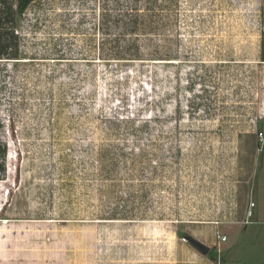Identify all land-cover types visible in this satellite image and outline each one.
Segmentation results:
<instances>
[{
    "label": "rangeland",
    "instance_id": "rangeland-1",
    "mask_svg": "<svg viewBox=\"0 0 264 264\" xmlns=\"http://www.w3.org/2000/svg\"><path fill=\"white\" fill-rule=\"evenodd\" d=\"M0 1V264L124 255L248 177L222 261L264 264L262 0Z\"/></svg>",
    "mask_w": 264,
    "mask_h": 264
},
{
    "label": "crops",
    "instance_id": "crops-1",
    "mask_svg": "<svg viewBox=\"0 0 264 264\" xmlns=\"http://www.w3.org/2000/svg\"><path fill=\"white\" fill-rule=\"evenodd\" d=\"M246 179L245 182L244 179L230 182L229 185L232 188L230 187L231 190L227 192L224 201L220 204L214 202L213 205L208 207L209 209L204 208L202 219L187 222L177 219L170 220L171 228L166 225L165 230L158 231L156 229L152 233H149L148 229L143 227L140 229L141 236L139 240L136 237H133L134 239L131 237L132 239L125 241L126 245L129 246H126L124 255L113 253L99 259V256L95 253L91 255L80 253L76 255V264H223V261H218L219 259L213 261L207 255L199 253L184 239V236H191L207 246L209 251L217 253L218 258L221 257L222 259L223 251L221 249L228 238L226 237L224 242L218 243L215 233L218 231L224 234V229L242 222L238 218L240 212L239 199H245L247 195L244 185L250 177ZM246 220L248 219L245 213L244 222ZM185 223L191 224V226L189 227ZM180 235H183V237H180ZM148 239H150L152 248L148 247ZM66 255L49 254L44 259L43 264H63L64 261L68 262L65 259ZM67 257L69 261L73 258L69 255Z\"/></svg>",
    "mask_w": 264,
    "mask_h": 264
},
{
    "label": "trees",
    "instance_id": "trees-1",
    "mask_svg": "<svg viewBox=\"0 0 264 264\" xmlns=\"http://www.w3.org/2000/svg\"><path fill=\"white\" fill-rule=\"evenodd\" d=\"M35 0H16L15 4L13 5L15 7V11L18 15H22L25 10L28 8V6L34 2ZM1 2V1H0ZM262 5H263V10H264V0H262ZM8 15V13L5 14V17H1L0 15V23L2 24V22L8 20V18L6 17ZM263 35H264V30H263ZM3 49L2 51H0V58H2V56H8L7 53H3ZM261 60L264 61V54L263 56L261 57ZM261 126H259V129H261ZM260 133H262L261 131H259ZM3 171V167L2 165L0 164V173ZM180 237H183V235H180ZM207 256L209 257V259L213 260V261H218L219 262H222V259L221 257L218 258L217 256V253L213 252V251H209V253L207 254Z\"/></svg>",
    "mask_w": 264,
    "mask_h": 264
},
{
    "label": "built area",
    "instance_id": "built-area-1",
    "mask_svg": "<svg viewBox=\"0 0 264 264\" xmlns=\"http://www.w3.org/2000/svg\"><path fill=\"white\" fill-rule=\"evenodd\" d=\"M261 119L264 118V102H262V113L260 115ZM258 139H259V142L262 141V133H258ZM254 203L251 201L248 205V208H247V211H246V218L249 219L251 216H252V209L254 207ZM2 211V207H0V212ZM215 236H216V239H217V242L220 243V242H224L226 240V235L224 234H221L220 232L216 231L215 233Z\"/></svg>",
    "mask_w": 264,
    "mask_h": 264
},
{
    "label": "water",
    "instance_id": "water-1",
    "mask_svg": "<svg viewBox=\"0 0 264 264\" xmlns=\"http://www.w3.org/2000/svg\"><path fill=\"white\" fill-rule=\"evenodd\" d=\"M184 239L194 248L196 249L199 253H201L202 255H207L209 252V248L207 246H205L204 244L198 242L197 240H195L194 238H192L189 235H185Z\"/></svg>",
    "mask_w": 264,
    "mask_h": 264
}]
</instances>
